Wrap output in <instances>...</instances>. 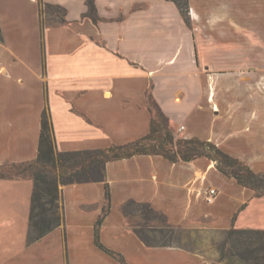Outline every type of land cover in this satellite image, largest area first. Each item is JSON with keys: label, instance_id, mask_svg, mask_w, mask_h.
Masks as SVG:
<instances>
[{"label": "crops", "instance_id": "0c3cea01", "mask_svg": "<svg viewBox=\"0 0 264 264\" xmlns=\"http://www.w3.org/2000/svg\"><path fill=\"white\" fill-rule=\"evenodd\" d=\"M86 1L0 0V166L36 159L45 109L58 152L141 139L150 95L176 138L211 142L264 174V0H188L189 25L167 0H94L93 23ZM39 2L65 8L67 23L43 26ZM104 176L60 186L61 224L29 247L33 184L0 179V264L27 253L63 264H207L162 247L174 257L156 259L162 251L143 244L123 213L129 202L185 229L264 230V195L206 157L135 155L106 163ZM8 226L22 239L6 240ZM96 230L122 262L96 245Z\"/></svg>", "mask_w": 264, "mask_h": 264}, {"label": "trees", "instance_id": "16d2710c", "mask_svg": "<svg viewBox=\"0 0 264 264\" xmlns=\"http://www.w3.org/2000/svg\"><path fill=\"white\" fill-rule=\"evenodd\" d=\"M167 1L176 5L185 23L189 25L188 0ZM86 5L87 11L83 14V17L97 23L99 17L94 0H87ZM39 13L43 26L67 23L66 9L62 6L39 2ZM44 16H48V18L45 20L42 18ZM0 41H2L1 31ZM147 107L152 114V120L150 131L143 138L124 145H112L100 150L71 152H58L55 149L50 118L46 109L44 110L36 159L23 163H7L11 164L7 173L4 172L7 164L0 166V179L32 181L29 239L38 240L59 226L60 216L57 215L59 186L103 182L105 181L104 169L106 163L135 155H159L171 162H188L206 157L212 160L216 168L225 176L234 178L238 184L253 190L256 195H264V174L254 173L243 162L223 152L211 142L198 138H176L168 129L167 119L150 95L147 96ZM105 199L108 207L110 194L107 185H105ZM130 204L140 209L144 222L148 223L155 220L160 224V228L153 231L162 235V242L158 244L151 242L144 235L145 225L132 226L133 232L143 244L147 247H171L169 241L175 236V230L179 226L170 224L163 213L154 210L149 204L129 202L126 205ZM125 206L123 207V213L126 215ZM106 212V210L103 211V216ZM99 223L100 220L97 224ZM163 230H167V232ZM228 233L253 235L252 237L258 240L259 250L264 251V230H237L231 228ZM95 243L119 262L123 261L122 256L101 245L98 240V230L95 231Z\"/></svg>", "mask_w": 264, "mask_h": 264}, {"label": "rangeland", "instance_id": "374dc122", "mask_svg": "<svg viewBox=\"0 0 264 264\" xmlns=\"http://www.w3.org/2000/svg\"><path fill=\"white\" fill-rule=\"evenodd\" d=\"M47 19L48 16L42 17ZM4 172H8V168L11 164L5 165ZM28 175V174H26ZM23 180V179H22ZM31 181V180H30ZM32 182V181H31ZM127 215V221L131 226L145 225L144 235L148 237V240L153 243H161L162 235L158 232L159 222L153 220L148 223L142 219V212L135 205H128L125 209ZM57 215L60 216V224L62 222L61 216V201H60V186H59V199ZM1 223V222H0ZM5 221L0 224L2 226ZM151 226V227H150ZM9 231L3 235L9 238L10 242L14 240L22 239L21 233L16 231L12 226H8ZM167 232V230H163ZM7 234H10L9 236ZM166 234V233H165ZM1 235V234H0ZM2 235V236H3ZM174 237L171 238L169 244L171 247H162L165 249H172L174 251H180L181 253H187L193 256H199L205 259L207 264H263L264 263V251L259 250L258 240L253 235H238L229 234L226 231H211L206 229H185L179 226L174 233ZM11 239V240H10ZM168 239V238H166ZM35 241L28 238L27 246H30V242ZM167 241V240H166ZM29 242V243H28ZM38 249H42L43 246L37 245ZM18 248L13 247V251H18ZM159 247L156 251H162ZM43 250V249H42ZM157 254V255H156ZM156 259L174 257L165 252H156L154 254ZM62 258L57 254H49L43 257L31 255L30 253L23 254L21 256L13 257L8 264H63Z\"/></svg>", "mask_w": 264, "mask_h": 264}, {"label": "built area", "instance_id": "2783aa9c", "mask_svg": "<svg viewBox=\"0 0 264 264\" xmlns=\"http://www.w3.org/2000/svg\"><path fill=\"white\" fill-rule=\"evenodd\" d=\"M215 194H216L215 189H210V190L208 191V193H207V200H208V201H212L213 198H214V196H215Z\"/></svg>", "mask_w": 264, "mask_h": 264}]
</instances>
